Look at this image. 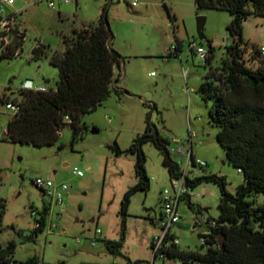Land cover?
<instances>
[{
	"label": "rangeland",
	"instance_id": "rangeland-1",
	"mask_svg": "<svg viewBox=\"0 0 264 264\" xmlns=\"http://www.w3.org/2000/svg\"><path fill=\"white\" fill-rule=\"evenodd\" d=\"M15 1V6L0 2L3 16L17 14V24L27 37L20 55L0 59V175L5 173L0 179V202L6 205L0 245L14 241V260L18 263L37 256L43 264H163L161 259L154 260L151 249L154 236L160 232L158 224L152 222L160 216L163 192L172 189L173 179L163 164L162 153L152 143L143 147L150 189L137 192L131 199L120 254L114 255L106 246V241L122 239L121 203L137 183L136 157L127 150L145 132L149 112L145 104L155 105L152 123L168 141L169 151L176 147L190 151L188 137L194 133L195 158L207 165L196 169L197 177L224 176L229 192L236 195L244 175L229 164L217 141L219 129L211 123L210 105L200 92L210 67L195 52L202 46L209 56L211 43V65L219 67L226 58V48L233 43L228 32L233 17L226 11L198 9L195 0H170L166 4L140 0L137 6L134 0H112L111 46L124 58L121 86L129 94L119 97L113 93L103 106L86 114L83 123L88 129L82 138L73 142L68 127L61 131L56 145L38 148L4 140L15 113L2 100L20 101V90L28 80L35 86L56 89L59 70L47 57L34 60L32 49L43 45L50 53L55 52L63 46L64 38L73 37L74 30L96 25L110 0H54L55 8L49 6V0ZM201 17L206 19L203 40L198 32ZM243 38L248 45L244 47L248 61L254 49L264 46V17L248 16ZM174 46H179L181 53L169 57ZM93 129L98 132L93 133ZM116 145L122 154L117 153ZM171 156L183 172L186 157ZM75 170L83 176L74 174ZM37 178L50 180L55 186L67 185L62 205L36 188ZM189 178L193 179L194 173ZM189 195L193 209L187 198L182 200L181 221L172 232L180 241V249L197 252L202 251L201 235L209 230L199 225V220L205 214L215 220L220 217V189L214 182H204L190 188ZM260 199L263 201L264 196ZM45 208L49 212L47 227L35 241L27 240Z\"/></svg>",
	"mask_w": 264,
	"mask_h": 264
},
{
	"label": "trees",
	"instance_id": "trees-1",
	"mask_svg": "<svg viewBox=\"0 0 264 264\" xmlns=\"http://www.w3.org/2000/svg\"><path fill=\"white\" fill-rule=\"evenodd\" d=\"M195 4L198 9L226 11L233 17L228 26L233 43L226 48V58L217 68L211 65L214 48L211 43L209 45L210 55L205 63L210 68L200 92L210 105L211 123L219 129L217 141L225 150L229 164L244 175V182L233 195L224 176L186 178L191 189L204 182L218 185L220 217L212 219L213 224L207 226L208 234L201 235L202 251H182L173 247L167 257L181 264H264V200L260 199L264 196V60L259 49L252 51L248 61L245 59L248 45L243 38V24L248 16L264 17V0H195ZM111 5L112 0L103 6L96 25L74 30L73 37L64 38L62 55L50 53L43 45L33 50L34 60L47 57L59 70V81L56 89L20 90L21 100L12 101L20 103V111L8 123L4 140L38 148L54 146L60 141L61 131L70 127L74 142L88 129L83 123L86 114L103 106L113 93L119 97L129 94L121 86L124 58L111 46L114 39L109 21ZM24 38V33L17 37L11 53L0 55V59L16 57ZM180 53V47L176 46L175 51L170 50L169 57H178ZM2 103L10 104V98L5 97ZM145 105L149 108L145 132L127 150L136 157L137 183L126 192L121 203L122 239L120 242L106 241L108 250L114 255L120 254L123 247L132 197L137 192H147L151 186L144 145L152 143L162 153L163 164L172 179L183 175L170 154L168 141L152 123L157 107ZM66 116L71 118L70 123L65 122ZM115 149L119 155L123 153L117 145ZM186 198L193 209L190 195ZM5 212L6 205L0 202V232ZM48 215V208H45L37 221L40 226L27 240L35 241L45 230ZM16 249L14 241L0 245V264H43L37 256L24 263L16 262Z\"/></svg>",
	"mask_w": 264,
	"mask_h": 264
},
{
	"label": "built area",
	"instance_id": "built-area-1",
	"mask_svg": "<svg viewBox=\"0 0 264 264\" xmlns=\"http://www.w3.org/2000/svg\"><path fill=\"white\" fill-rule=\"evenodd\" d=\"M140 0H134V6H137ZM164 4L170 0H162ZM0 2L7 6H14L15 0H0ZM61 3H69L70 0H59ZM49 6L55 8L54 0H49ZM4 11H0V55H8L12 51V44L17 37H20L23 33L20 32L17 24V14H12L10 16H3ZM176 50V46L172 48V51ZM262 54V59L264 60V47L260 49ZM22 52V47L16 52V56L20 55ZM196 55L201 59L206 61L208 58V52L204 47H198L196 49ZM24 89L33 90L36 92L47 91L48 88L45 86H35L32 81H27L24 84ZM7 109L12 110L15 114L20 111V103H10L7 104ZM65 122L70 123L71 118L69 116L65 117ZM195 138L194 133H190L188 137V142L190 144V151H183L181 147L172 148L170 150L171 155L185 156L186 167L182 172L183 175L179 178H173L172 189H166L163 192V207H162V219L157 222L160 232L154 236L151 249L154 252V260L161 259L163 264L166 260L168 264H181L180 261H172L167 257V253L173 249V247H179L180 241L173 235L172 229L174 226L178 225L181 221V214L179 211V205L183 199H185L190 193V187L187 185L186 178L189 177L191 173H194V178L197 177L196 169H204L207 165L205 162L196 159L191 150L193 139ZM74 174L79 177L83 176V173L75 170ZM193 178V179H194ZM36 188H38L46 196L52 198V200L58 204L62 205L65 193L68 191L67 185L55 186L54 183L50 180H44L37 178L34 182ZM33 216H37L36 212L32 213ZM204 222H207L209 225L213 224V221H210L205 215L202 216ZM198 219V217H197ZM200 221V220H199ZM40 224L37 223L36 227H39ZM97 234H101V231L98 230ZM208 234V233H206ZM203 243V241H202ZM92 245H95V241H92Z\"/></svg>",
	"mask_w": 264,
	"mask_h": 264
},
{
	"label": "crops",
	"instance_id": "crops-1",
	"mask_svg": "<svg viewBox=\"0 0 264 264\" xmlns=\"http://www.w3.org/2000/svg\"><path fill=\"white\" fill-rule=\"evenodd\" d=\"M16 5V1H15V4H14V6ZM18 26V28H19V30H20V32H22V33H24L25 34V38H24V42H23V45H22V52H23V46L25 45V42H26V33L25 32H23V30L21 29V27L19 26V25H17ZM37 47V46H36ZM36 47H34L33 49H32V55H33V50L36 48ZM264 47V46H263ZM65 52V46H64V44H63V46H61L58 50H55V52H52V53H58V54H63ZM29 81V80H28ZM33 82V81H32ZM34 83V82H33ZM4 135L6 136L7 135V127H6V130H5V133H4ZM191 150H192V152H193V154H194V142H193V144H192V147H191ZM194 157H195V155H194ZM205 212L206 213H208L209 212V209H206L205 210ZM205 216L207 217V218H209V220L210 221H212V218L210 217V216H207L206 214H205ZM198 217V216H197ZM199 218V217H198ZM204 219L202 218V221H199V225H205L206 227L209 225L207 222H204L203 221ZM152 224H155V225H157V222H155V221H153L152 222ZM208 233V232H207ZM157 235V234H156ZM155 235V236H156ZM173 235L175 236V234L173 233ZM179 248H180V246H179ZM182 250V249H181ZM183 251V250H182ZM190 252H192V251H190Z\"/></svg>",
	"mask_w": 264,
	"mask_h": 264
},
{
	"label": "water",
	"instance_id": "water-1",
	"mask_svg": "<svg viewBox=\"0 0 264 264\" xmlns=\"http://www.w3.org/2000/svg\"><path fill=\"white\" fill-rule=\"evenodd\" d=\"M205 24H206V19L204 17H201V18L198 19V32H199L200 38L202 40L205 39V35H204ZM92 132L93 133H97L98 131L93 129ZM4 176H5V173L1 174L0 178H2ZM148 211L150 212L152 210H148ZM155 215H156V212H155Z\"/></svg>",
	"mask_w": 264,
	"mask_h": 264
},
{
	"label": "flooded vegetation",
	"instance_id": "flooded-vegetation-1",
	"mask_svg": "<svg viewBox=\"0 0 264 264\" xmlns=\"http://www.w3.org/2000/svg\"><path fill=\"white\" fill-rule=\"evenodd\" d=\"M162 216H163V213H162V209H161L160 216L158 218H156V216H155L156 221L157 222L160 221L162 219Z\"/></svg>",
	"mask_w": 264,
	"mask_h": 264
}]
</instances>
